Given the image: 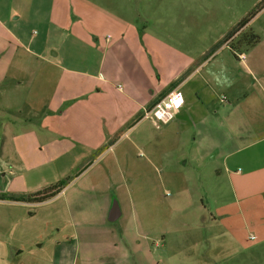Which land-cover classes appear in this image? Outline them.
I'll return each instance as SVG.
<instances>
[{
  "label": "crops",
  "instance_id": "1",
  "mask_svg": "<svg viewBox=\"0 0 264 264\" xmlns=\"http://www.w3.org/2000/svg\"><path fill=\"white\" fill-rule=\"evenodd\" d=\"M127 2L0 0V264L159 263L136 236L105 226L109 198L82 221L65 209L68 225L46 228L43 241L27 208L49 198L7 197L38 191V171L59 154L106 151L169 86L179 93L171 124L179 133L192 129L195 142L198 166L187 178L228 186L232 199L210 214L234 248L264 242V7L246 24L256 42L236 52L220 43L232 23L207 41L189 40L184 50L178 36L194 35L195 21L182 20L178 39L168 33L161 41L137 10L148 6L137 0L135 19ZM222 66L228 86L217 84ZM206 159L219 166L203 172ZM118 167L104 182L122 178ZM159 246V258L167 259L165 243Z\"/></svg>",
  "mask_w": 264,
  "mask_h": 264
},
{
  "label": "rangeland",
  "instance_id": "2",
  "mask_svg": "<svg viewBox=\"0 0 264 264\" xmlns=\"http://www.w3.org/2000/svg\"><path fill=\"white\" fill-rule=\"evenodd\" d=\"M113 1L94 0V4L100 2L111 6ZM115 1L119 5L125 2ZM258 1L140 0L148 7L143 12L137 10L140 17L153 26L150 29L154 37L163 41L168 39L169 33V39L179 37L182 49L189 50V40L198 44L221 29L227 30ZM136 2H127L135 19L139 17ZM182 20L196 22L194 35L182 34L173 38ZM246 24L220 43L236 52L247 46L251 32ZM173 88L169 86L165 92ZM171 123L160 124L158 128L148 119L139 120L131 127L130 123L116 134L106 151L101 148L83 154L63 153L55 162L41 167L36 182L39 190L68 177L61 190L63 194L49 198L41 206H37L39 203L28 204L27 209L33 215L31 219L36 228L41 229V239L45 241L50 235L45 230L51 225H68L65 224V209L72 213L74 221H82L103 211L105 199L109 198V206L115 201L121 214L114 221H106L105 226L113 228L117 234L121 232L124 237L136 236L139 243L150 247L155 259H160L158 264H264V242L254 243L249 249L234 248L229 235L211 217L216 204L232 199L230 189L221 181L206 184V177L202 184L195 178H187L198 166L195 142L189 135L192 129L179 133L178 125ZM114 165L119 166L117 169L122 178L107 179L110 184L104 182L102 177L108 171H114ZM211 166L218 167L219 161L206 159L201 165L202 171ZM136 226H139L137 232ZM66 229L70 230V227ZM107 232L98 233L104 235ZM159 243H165L167 259L165 254L159 258L162 253ZM126 252L129 254L130 250L127 248ZM183 257L186 259L180 261Z\"/></svg>",
  "mask_w": 264,
  "mask_h": 264
},
{
  "label": "trees",
  "instance_id": "3",
  "mask_svg": "<svg viewBox=\"0 0 264 264\" xmlns=\"http://www.w3.org/2000/svg\"><path fill=\"white\" fill-rule=\"evenodd\" d=\"M263 7H264V0H259L245 16L240 18L229 29V31L223 36L222 40L225 37L229 36L231 33L235 32V30H237L239 27H242L243 25H245L248 22V20L257 11H259ZM249 36H250V41H249L248 45H252L253 43L256 42L257 36L255 34H253V33H250ZM67 179H68V177H65V179L58 180L56 183H54V184H52V185H50V186H48V187H46V188H44L42 190H38L36 192H33V193L24 194V195H10L7 198H9L11 200L23 201V202H41L43 200H46V199L54 196L58 191H60L63 188V186L67 183L66 182Z\"/></svg>",
  "mask_w": 264,
  "mask_h": 264
},
{
  "label": "built area",
  "instance_id": "4",
  "mask_svg": "<svg viewBox=\"0 0 264 264\" xmlns=\"http://www.w3.org/2000/svg\"><path fill=\"white\" fill-rule=\"evenodd\" d=\"M220 98L223 99L224 96H220ZM178 105L179 93L173 88L144 109L141 117L148 119L155 128H158L160 124H165L173 119Z\"/></svg>",
  "mask_w": 264,
  "mask_h": 264
},
{
  "label": "clouds",
  "instance_id": "5",
  "mask_svg": "<svg viewBox=\"0 0 264 264\" xmlns=\"http://www.w3.org/2000/svg\"><path fill=\"white\" fill-rule=\"evenodd\" d=\"M220 76H221V78L217 79V84L219 86H228L230 84V81L228 80V77H227V68L226 67H223V66L221 67Z\"/></svg>",
  "mask_w": 264,
  "mask_h": 264
},
{
  "label": "water",
  "instance_id": "6",
  "mask_svg": "<svg viewBox=\"0 0 264 264\" xmlns=\"http://www.w3.org/2000/svg\"><path fill=\"white\" fill-rule=\"evenodd\" d=\"M119 214V211H118V207H117V204L116 202H112V204L110 205V208L108 210V215H107V219L109 221H112L114 220Z\"/></svg>",
  "mask_w": 264,
  "mask_h": 264
}]
</instances>
